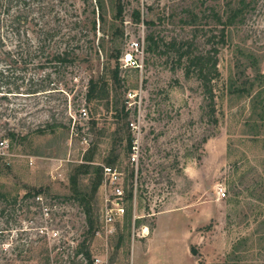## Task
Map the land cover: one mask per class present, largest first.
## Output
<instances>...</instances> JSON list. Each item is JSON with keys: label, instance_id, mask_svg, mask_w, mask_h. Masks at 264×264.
<instances>
[{"label": "rangeland", "instance_id": "374dc122", "mask_svg": "<svg viewBox=\"0 0 264 264\" xmlns=\"http://www.w3.org/2000/svg\"><path fill=\"white\" fill-rule=\"evenodd\" d=\"M115 2L104 0L103 25L95 19L92 41L102 42L96 53L85 57V32L77 28L79 57L69 65L49 62L46 74H34L46 84L44 92L0 98V126L19 133L0 138V191H42L0 216L2 249L16 246V253L35 240L27 260L12 254L10 264H86L76 252L81 247L101 253L103 264H129L132 244L145 247L163 210L184 215L177 216L179 227L197 222L186 242L194 263L264 264V0L226 29L224 42L221 25L207 15L213 8L223 19L225 0H120L121 20H112ZM148 35L154 46H147ZM131 41L142 49V66H117L114 76ZM211 45L217 51L215 122L188 63ZM89 79L94 87L87 97ZM79 107L86 109L83 119ZM129 122L140 145L134 189L126 137L136 132ZM100 165L122 172L126 196L106 245L93 232Z\"/></svg>", "mask_w": 264, "mask_h": 264}, {"label": "trees", "instance_id": "16d2710c", "mask_svg": "<svg viewBox=\"0 0 264 264\" xmlns=\"http://www.w3.org/2000/svg\"><path fill=\"white\" fill-rule=\"evenodd\" d=\"M257 0H225L224 17L218 15L217 11L209 8V17L221 25L219 40L225 41V31L228 27L240 24L245 12L253 9ZM83 5L79 10L77 0H0V98L5 96L32 97L46 90L43 79L34 78V74L45 73L46 64L49 62L69 65L80 55L77 52L79 33L77 28L85 32L86 45L84 55L88 57L92 52L96 53L102 42L93 44L92 38L96 35L95 19L100 25L106 21V4L104 0H82ZM112 20H121L122 6L120 0H116L113 6ZM138 19V11H134ZM195 20L196 14L190 15ZM188 21V24H192ZM103 31V28L100 27ZM147 46H154L155 37L146 36ZM209 40V39H208ZM210 43L213 42V38ZM216 48L211 45L209 51L202 55H194L188 59L189 65L194 68L195 76L203 87L204 94L208 100L206 114L208 118L214 119L213 97L211 93V80L217 74L216 70ZM119 51L115 52V59ZM179 53V56L185 54ZM118 63L113 68L117 71ZM94 81H87L86 95L89 97L93 92ZM19 134L11 127L0 126V138L13 137ZM132 139L126 137V147L130 152ZM132 178V170L130 172ZM42 194L41 189L30 188L22 195L7 196L0 191V216L9 214L16 208L22 206L24 199H34ZM131 197V191L127 193ZM88 214V209H86ZM88 217V231L91 230V222ZM1 234V231H0ZM2 236V235H0ZM1 240V239H0ZM29 240L21 244L14 253L16 246L2 249L0 245V260L3 264H10V260L21 255L22 260H27L32 251V243ZM81 251L86 259V264H91L90 253L86 247ZM193 254V250L190 249Z\"/></svg>", "mask_w": 264, "mask_h": 264}, {"label": "built area", "instance_id": "2783aa9c", "mask_svg": "<svg viewBox=\"0 0 264 264\" xmlns=\"http://www.w3.org/2000/svg\"><path fill=\"white\" fill-rule=\"evenodd\" d=\"M142 49L137 41H131L129 47L118 58L119 68L136 69L142 66ZM87 115L85 107L77 109V116L80 119L85 118ZM129 126L134 131L133 139L129 152V163L132 165V188L135 187L136 176L138 174V157L140 155V145L138 143L137 126L133 122H129ZM133 134V133H132ZM4 141H0V148L4 146ZM100 181L98 185L97 198H98V213L97 224L93 230L95 237L101 242L107 243L108 237L115 233L116 225L122 220L125 212V194L123 190L124 177L122 172L109 165H100ZM220 196H224V189L218 188ZM132 194V193H131ZM50 216L49 209L46 207V219ZM51 234L55 236L57 231L52 230ZM141 234L147 233L141 230ZM92 264H103L104 259L102 255H91Z\"/></svg>", "mask_w": 264, "mask_h": 264}, {"label": "crops", "instance_id": "0c3cea01", "mask_svg": "<svg viewBox=\"0 0 264 264\" xmlns=\"http://www.w3.org/2000/svg\"><path fill=\"white\" fill-rule=\"evenodd\" d=\"M176 212L179 211L163 210L155 214L145 247L142 249L132 244L129 264H196L190 259L186 242L187 235L197 222L192 224L193 227L186 222L179 227L177 216L183 214L177 215Z\"/></svg>", "mask_w": 264, "mask_h": 264}]
</instances>
